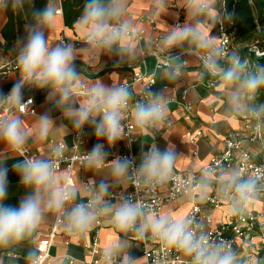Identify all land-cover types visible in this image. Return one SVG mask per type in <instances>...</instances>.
I'll return each mask as SVG.
<instances>
[{
	"label": "clouds",
	"instance_id": "clouds-1",
	"mask_svg": "<svg viewBox=\"0 0 264 264\" xmlns=\"http://www.w3.org/2000/svg\"><path fill=\"white\" fill-rule=\"evenodd\" d=\"M163 3L155 0L153 15H161ZM9 7L27 11L30 20L13 46L19 76L7 92L0 87V264H19L20 259L24 264H40L33 237L45 223L84 236L102 217L110 219L118 235L102 250L100 264H142L132 252L129 236L175 250L186 257L185 264H246L230 241L214 239L194 215L157 212L145 201L178 180L186 195L204 201L215 192L228 202L232 214H243L264 193V173L246 174L239 167L206 168L199 173L188 171L180 180L175 169L181 154L170 142L161 148L155 134L167 120L174 89L155 88L154 81L139 91L127 82L81 83L77 63L81 56L115 58L116 67L146 55L140 28L128 17L127 0H85L77 20L85 45L81 48L73 42L51 43L49 34L59 9L50 0L40 8L35 0H0V8ZM182 9L184 22L169 26L157 51L148 53L157 56L162 78L179 89L189 62L184 58H194L202 68L201 77L209 76L218 84L225 114L250 117L259 132L264 128V102L257 103L264 91V65L252 66L239 49L226 50L212 35L233 14L223 4L218 6L217 0H184ZM172 15L179 19L178 12ZM32 90L46 92L50 107L39 114L33 111L35 119L28 124L20 112L33 104L32 98L25 101V92ZM129 113L137 131L152 139L138 158L111 151L119 141H126L129 148L132 145L125 132ZM87 130L96 143L81 157L93 174L86 184L76 178L61 180L68 152L62 139L53 140L40 155L27 154L30 142L42 143L50 137L72 136L81 145ZM10 156L21 159L9 167ZM10 171L24 190L17 204L7 202ZM124 185L128 187L113 200V189ZM155 264H161L160 260Z\"/></svg>",
	"mask_w": 264,
	"mask_h": 264
},
{
	"label": "crops",
	"instance_id": "crops-1",
	"mask_svg": "<svg viewBox=\"0 0 264 264\" xmlns=\"http://www.w3.org/2000/svg\"><path fill=\"white\" fill-rule=\"evenodd\" d=\"M224 0H217L218 6L223 4ZM62 0H57L54 4L61 8ZM184 0H164L163 11L161 15H153L156 4L155 0H127L128 17L139 26L140 31L145 32L147 41L160 40L169 26L179 22L180 19H185V11L182 9ZM179 13V19L172 15V13ZM155 20L157 25L156 32L152 30L150 20ZM6 23V16L2 8H0V44H4L1 32L4 24ZM68 36L83 37L79 31L78 24H76L73 30L65 27L63 16H58L54 28L50 31V41L53 45L59 42L62 34ZM212 35L217 36L216 27L212 31ZM145 46V52L147 53L146 64L149 71L156 73V86L169 87L174 89L172 95L173 100L169 104L168 121L169 126L165 125L160 129V132H156V143L164 148L170 142L176 147V151L180 153V158L177 161L175 172H198L209 161L212 156L220 154L224 149L225 139L232 135L244 132L246 121L245 115L241 116H228L225 114V102L224 97L217 85L215 89H207L205 83L208 81V76L201 77V66L195 62L194 58L187 57L189 61L184 69V76L182 78V87L175 89L174 85L168 84L161 76V71H155L157 62V56L148 54L155 52V46L148 42L141 43ZM16 51L12 47L11 50L5 51L0 47V87L4 91H8L15 78L19 76V69L12 74H5L4 68L9 66H18L16 61ZM113 59L107 56H103L99 59H92L88 56H81L78 63L79 72L81 75V83L87 85L94 83L97 80H103L107 84L112 83H124L131 81L134 68L139 64L140 59L128 61L119 66H113ZM188 90L187 100L194 107V112L187 120L185 114L177 107L176 100L180 99L182 93ZM82 91V89H80ZM31 96L35 99V112L37 114L45 111L50 105L46 103V92L44 91H26L25 97ZM259 96L257 103H259ZM53 115L58 117V112H53ZM22 118L26 123L31 124L35 119L34 115H25ZM88 131V142L80 151L83 153L91 149L93 144L96 143L94 135ZM201 133L200 137H197V133ZM163 137H167L165 140ZM62 139L70 149L73 145V137H50L48 141L42 143H29L30 148L34 153L40 155L47 150L48 144L53 140ZM152 142L151 137L141 135L138 131L134 134V143L131 145V151L138 158L141 149H144ZM195 142V143H194ZM263 143L250 144L246 143L245 149L250 152L255 161H259L263 154ZM126 146L124 141L117 143V149L121 150ZM2 148V146H0ZM16 159H21L18 156H10L8 160L9 167L11 163ZM66 172L61 171V180H65ZM93 174L88 172L84 167L83 169L77 168L74 172V178L79 179L85 184L89 178H92ZM99 179V177H97ZM10 190L8 203L17 204L19 197L23 195V188L19 186L18 178L13 172H9ZM127 185L118 186L113 189V193H121ZM193 202H199L201 204L204 201L199 200L196 196L184 197L177 200L172 205L164 208L163 212H168L173 215H187L191 209ZM232 213L230 207H225L222 211L215 215L216 221L225 220ZM100 223V226L97 223ZM95 226L84 236L68 234L61 229L55 240V244L51 250V256L55 264H69L68 258L75 260L78 263H86L89 260L88 253L85 246L91 243L93 239V233L99 232V239L102 248L106 247L117 235V231L111 224L108 217H102ZM54 223L49 222L41 225V227L34 234L33 239L36 245L43 239H45L50 233ZM132 243V252L135 256L142 257V247L140 243L128 237ZM23 253H21L22 255ZM5 264L7 262L5 261ZM19 264H24L23 259H20Z\"/></svg>",
	"mask_w": 264,
	"mask_h": 264
},
{
	"label": "built area",
	"instance_id": "built-area-1",
	"mask_svg": "<svg viewBox=\"0 0 264 264\" xmlns=\"http://www.w3.org/2000/svg\"><path fill=\"white\" fill-rule=\"evenodd\" d=\"M57 0H51L52 3ZM224 7V5H223ZM59 9V15L62 16V8ZM152 30L156 32L157 25L156 21H149ZM183 19L179 20V23H183ZM178 23V22H177ZM217 36L216 42L222 45L226 50H232V41L228 33V21H225L223 26L217 25ZM60 41L73 42L77 48L84 47L83 37L78 36H68L67 34H62ZM159 40L147 41L145 37V32L140 31V42H148L155 46V51H157V44ZM147 53L145 56L141 57L139 64L134 68L131 81L127 82L132 86L134 91H139L146 84L151 82L156 86V73L149 71L146 64ZM184 59H187L185 57ZM18 66H9L4 68V73L9 75L17 71ZM162 70L160 67L159 60L157 58L155 71ZM218 84L213 82V78L208 76V81L205 83V87L209 90L215 89ZM84 91V89H82ZM188 90H185L182 93L180 99L176 100L177 107L185 114L186 119L188 120L194 112V107L187 100ZM29 98L33 99V104L28 108L21 110L20 114L33 115L35 111V99L31 96L25 97V101ZM0 115H3L0 112ZM244 120L247 122L244 127V132L238 134H232L225 139L223 151L215 156H212L209 161L202 167L201 170L206 168H220V167H239L244 170L246 174L251 172H256L259 170L261 173H264V151L261 155L259 161H255L251 156L250 152L245 149L246 143L255 144L263 143L264 144V128L258 132L257 122L250 117L246 116ZM126 127L125 132L128 137L134 143V134L137 131L132 120L131 114L129 113V119L125 121ZM168 119L165 121V126H169ZM161 133V131H158ZM201 133H197V137H200ZM87 136L84 139V142L79 145L73 141V145L67 152V162L61 165L62 170L66 172L65 179L74 178V172L77 168L83 169L84 165L82 163L80 149L85 144H87ZM126 146L121 150L117 149V145L111 149L114 154L119 155H131L135 156L129 148L126 141ZM195 143V142H194ZM264 150V145H263ZM28 155H37L30 148H28ZM113 157H109L111 159ZM200 170V171H201ZM200 171L196 172L199 173ZM186 172H176V175L180 177V180H183ZM133 189L129 188V191ZM120 193H112V198H115ZM141 196L144 195L143 192L140 193ZM195 196L186 195L183 188L180 186L178 180H173L170 182L164 189H157L154 193L150 194L149 198L145 203L149 204L154 211L163 212L164 208L172 205L177 200ZM225 207H230L228 202L219 199L215 192L211 193L208 199L204 200V203L193 202L191 209L188 214H192L198 221H202L206 229L211 232L214 239L227 240L230 241L233 248L236 249L241 255L246 264H264V193H262L256 200H254L250 205L247 211L243 214H232L225 220L216 221L215 215L222 211ZM258 207V208H256ZM97 225L100 226L98 222ZM60 228L53 224L52 229L48 236L41 240L37 246L40 250V264H55L51 256V250L55 244L56 237L58 235ZM93 239L91 243L85 246L88 253L89 260L83 264H100V256L102 253L101 242L99 239V232L96 231L93 233ZM142 247V264H155L156 260H160L161 264H185L186 257L181 253L175 250L164 249L158 242L147 240V241H138ZM69 264H80L75 260L68 258ZM82 264V263H81Z\"/></svg>",
	"mask_w": 264,
	"mask_h": 264
},
{
	"label": "trees",
	"instance_id": "trees-1",
	"mask_svg": "<svg viewBox=\"0 0 264 264\" xmlns=\"http://www.w3.org/2000/svg\"><path fill=\"white\" fill-rule=\"evenodd\" d=\"M46 2L35 0V6L43 7ZM84 3L85 0H62L66 28H75ZM223 5L227 12L233 14L232 20L228 21L232 49H239L242 55L249 58L252 66L257 63L264 65V0H224ZM3 11L6 23L1 32L4 44H0V47L8 51L14 46L17 37L23 35L24 24L29 22L30 16L27 11L18 12L10 7ZM249 49L252 51L249 52ZM259 102H264V91L259 94Z\"/></svg>",
	"mask_w": 264,
	"mask_h": 264
},
{
	"label": "rangeland",
	"instance_id": "rangeland-1",
	"mask_svg": "<svg viewBox=\"0 0 264 264\" xmlns=\"http://www.w3.org/2000/svg\"><path fill=\"white\" fill-rule=\"evenodd\" d=\"M259 101V100H258ZM260 103V102H259ZM256 208H258V207H256Z\"/></svg>",
	"mask_w": 264,
	"mask_h": 264
},
{
	"label": "water",
	"instance_id": "water-1",
	"mask_svg": "<svg viewBox=\"0 0 264 264\" xmlns=\"http://www.w3.org/2000/svg\"><path fill=\"white\" fill-rule=\"evenodd\" d=\"M257 52V51H256Z\"/></svg>",
	"mask_w": 264,
	"mask_h": 264
}]
</instances>
